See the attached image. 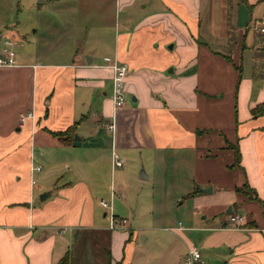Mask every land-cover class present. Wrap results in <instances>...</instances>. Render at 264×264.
<instances>
[{
  "label": "crops",
  "instance_id": "0c3cea01",
  "mask_svg": "<svg viewBox=\"0 0 264 264\" xmlns=\"http://www.w3.org/2000/svg\"><path fill=\"white\" fill-rule=\"evenodd\" d=\"M230 1L36 2L48 11L40 32L22 50L12 35L14 62L0 65V264H59L65 252L72 264L80 229L102 233L106 264H181L190 245L202 264H264V201L244 186L261 199L264 114L250 108L264 102V82L242 74L245 52L264 49L248 39L264 13L239 23ZM113 61L126 65L118 107ZM112 149L148 165L131 178L133 198L112 183ZM168 180L188 210L173 218L148 202L141 224V197ZM100 192L125 226L108 227Z\"/></svg>",
  "mask_w": 264,
  "mask_h": 264
},
{
  "label": "rangeland",
  "instance_id": "374dc122",
  "mask_svg": "<svg viewBox=\"0 0 264 264\" xmlns=\"http://www.w3.org/2000/svg\"><path fill=\"white\" fill-rule=\"evenodd\" d=\"M37 1L38 0H0V53L3 47L10 48L13 52H16L18 45L11 41L12 35L22 34L24 36L25 40L24 43H22L23 46L22 48L19 47L21 50L27 49L28 45L32 42V40H34L36 35H38L42 27L41 18L47 14L48 11L46 7H43L44 5L40 6V4L36 3ZM229 4L232 6L231 12L236 16L238 22L242 24L245 21H248V24H250L256 20L260 14L264 13V0H245V2L241 0H235L234 6L231 1ZM205 8V3H203L202 10H205ZM34 28H36L35 32L33 31ZM248 39L250 40V44L256 43L259 45V43L264 42V34L256 33L249 29ZM249 50L244 54L242 74L251 76L255 84L261 86V84L264 82V49L262 47H252ZM120 158L123 160V162L121 166L114 167L112 183H125L128 185L129 189L126 192L127 197L133 198L135 196L136 189L135 187L131 186L135 180L131 178L134 174L137 175L138 170L140 169L145 172V168L148 165L140 162L137 156H135V161L132 164L128 162L125 157ZM172 182L173 181L171 180L166 181L165 186L160 190H155L153 193L154 195H149L148 199L147 197H141L139 207L137 208V211L139 214L141 213L140 215L143 217L140 220L141 224H145L146 222L145 210H148L147 208H149V203H152L153 207L155 206L152 209L153 214L160 212L158 209L163 207V209L166 211V214H171L173 218H176L178 212L188 210L190 202L186 200L183 203H179L181 201V197L176 195L177 193L173 192V189L170 186ZM254 182L257 184L254 185L256 190L261 193V199L264 201L263 180H253V183ZM142 183L148 185L150 182L149 180H145L142 181ZM175 183L177 182L175 181ZM178 183L183 186V178L179 179ZM180 192L181 191H179L178 194ZM101 193L102 192L98 194H100V196L105 200H108L107 195H102ZM142 193L143 191H141L140 194ZM34 199L36 201L40 200L38 194H36ZM143 199H146V204ZM175 208H178V210H175ZM100 213L101 210H99V212L96 214L100 224H106V218L101 216ZM228 216L229 215H227V222L232 224ZM165 223L166 222L159 223V221H157L155 224L160 225ZM78 231L80 232V235H78V233L77 235H74L71 244V251H73L74 255H76L74 256L72 264H106L105 249L107 246L102 233L97 234L91 229H80ZM139 231H141V234H143V232L149 234V230L147 229H140ZM142 245L144 248L150 249L155 246V243L150 240V237H148Z\"/></svg>",
  "mask_w": 264,
  "mask_h": 264
},
{
  "label": "built area",
  "instance_id": "2783aa9c",
  "mask_svg": "<svg viewBox=\"0 0 264 264\" xmlns=\"http://www.w3.org/2000/svg\"><path fill=\"white\" fill-rule=\"evenodd\" d=\"M252 29L256 33L264 34V15H262L253 25ZM107 58V57H106ZM108 59V58H107ZM14 62L13 51L10 48L3 47L0 53V65H9ZM126 72V65L121 61L112 62V74H111V87H110V99L113 107H118L122 104L124 99V89H123V77ZM31 116V112H26L24 115L20 116L22 121L24 117ZM104 126L107 130L113 128L112 121H105ZM110 160L112 167H118L122 165L123 160L119 155L112 149L110 153ZM34 168H37L35 166ZM99 205L107 213L108 217V227L109 228H119L125 226V218L114 215L110 210V203L104 198H99ZM231 222L239 223L241 221V216L238 214H229L228 216ZM181 264H202L200 253L194 245H190L186 248L185 252L181 257Z\"/></svg>",
  "mask_w": 264,
  "mask_h": 264
},
{
  "label": "trees",
  "instance_id": "16d2710c",
  "mask_svg": "<svg viewBox=\"0 0 264 264\" xmlns=\"http://www.w3.org/2000/svg\"><path fill=\"white\" fill-rule=\"evenodd\" d=\"M252 113H259V114H264V102H260L255 104L253 107L250 108ZM71 130V127L66 129V132L68 133ZM65 132V133H66ZM59 133V132H58ZM57 133V134H58ZM238 150L236 147H234V160L233 162L236 164L238 162ZM245 184V183H244ZM246 187V189H248L249 191H251V196L257 200H259L262 203V199L257 198V196L255 195L254 191L249 189L246 184L244 185ZM66 258H67V252H65V254H63V256L59 259V264H65L66 262Z\"/></svg>",
  "mask_w": 264,
  "mask_h": 264
},
{
  "label": "water",
  "instance_id": "95a60500",
  "mask_svg": "<svg viewBox=\"0 0 264 264\" xmlns=\"http://www.w3.org/2000/svg\"><path fill=\"white\" fill-rule=\"evenodd\" d=\"M140 174H141V173H139V175H140ZM140 176H141V175H140ZM142 176H143V175H142ZM205 190H210V187H206ZM45 194H46L45 192L39 194V195H38L39 199H42V198L45 196Z\"/></svg>",
  "mask_w": 264,
  "mask_h": 264
}]
</instances>
